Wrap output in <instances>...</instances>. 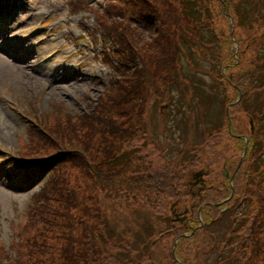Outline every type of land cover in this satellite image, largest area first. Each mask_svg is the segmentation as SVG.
I'll use <instances>...</instances> for the list:
<instances>
[{
  "label": "rangeland",
  "instance_id": "374dc122",
  "mask_svg": "<svg viewBox=\"0 0 264 264\" xmlns=\"http://www.w3.org/2000/svg\"><path fill=\"white\" fill-rule=\"evenodd\" d=\"M233 1L237 3L238 0ZM250 1L249 10L253 14L257 9L259 13L251 17L244 27L231 23V5L224 6L222 0L191 2L193 5L198 3L200 7L209 5L211 9L210 27L218 40L216 46L210 43L203 48L199 41L188 39L189 33H184V28L189 31L191 25L180 18L178 9L184 10L183 3L186 0H156L154 15L157 14V20L155 18L151 30L135 42L132 69L125 80V99L119 105L121 130L115 139L111 138L117 146L112 151L113 156H103L96 149V141L89 147L91 155L88 153V157L95 160V165L101 164L104 173L108 168H114L116 172L99 177L92 171L94 167L86 170L78 165L70 169L69 177H65V186L78 192L80 203L68 211L61 209V212H68L71 227L67 230L65 226H56L49 230L45 241L50 244L49 253L35 250L28 254L16 236V231H20L25 220V205L30 194L44 180L45 173H37L39 178H35V175L32 177L31 173H18L6 182L0 172V245L4 246L10 257L15 254L18 256L16 252L19 250L35 264H64L62 248L67 244L91 253V257L83 262L77 257L73 258L72 264H179L178 261L173 262L169 254L172 243L170 236H179L184 238L181 246H178L181 256L174 257L181 264H229L228 260L217 263L215 260L234 248H237V256L247 264L251 261L264 264V135H259L262 137L259 151L262 162L256 168L249 140L257 136L256 118H253V129L250 131L249 112L252 111L249 109L246 112L243 107L241 110L239 103L245 89L240 92L230 84L235 80L241 84V77L244 78L254 64L255 50L259 49L261 43L259 40L264 37V0ZM33 3L36 4L34 16L27 22L34 23L43 12L45 17L54 14L51 19L53 24L63 26L60 29L62 36L54 34V42L51 43V46H59L60 51L49 66L54 68L55 73H50L48 69L37 74L22 66L11 67L7 60L1 61L0 92L4 91L11 101L7 105L0 100V141L3 142V148L10 151L17 149V137L28 139L27 119L19 115L22 112L29 113L31 104L40 112H45L50 130L61 127L51 117L52 112L61 118L64 114H71L69 120L72 121L74 112L85 110L79 98L87 92L95 96L96 90L108 82L109 74L112 73L95 57L100 50L99 44L85 48L87 40L78 42L79 36L85 33L84 29L94 22L92 14L86 11L68 14L66 0H34ZM257 4L260 6L255 7ZM106 7L119 15L109 17V22L118 20L128 24L126 18L135 16H126L125 10L120 9L125 7L119 2L110 4L107 1ZM25 9L26 13H30L33 7L25 5ZM202 11L206 20L208 11L205 8ZM83 16L86 17L85 28L78 25ZM176 34L182 37L179 43L186 47L195 64L200 65L198 72L203 74L206 64L220 58L219 68L227 92L220 135L209 137L207 134L211 130L201 128L203 123L211 125L208 120L215 119V110L209 112V108L205 107L207 103L205 106L196 103L194 100L198 95L189 92V89L185 90L186 95L177 104L178 77L171 68L161 69L163 57L166 66H173L171 60H167L172 53L171 47L177 46L176 40L173 44ZM261 49L264 50V47ZM181 55L177 51L173 56L180 62L176 68L184 71L195 84L220 83L213 80L209 73L206 78L200 79L202 75L195 73L197 67L187 64ZM236 56L237 59L234 58ZM142 65L145 68L144 75L139 78L135 76L134 82H131L133 69ZM57 74H66L67 77L77 74V77L55 83L52 78ZM248 79L249 75L243 80ZM170 88L171 95L167 92ZM191 96L195 106L188 103ZM257 96L258 93L251 95L252 99ZM55 99L59 100L56 109L53 108L55 101L52 102ZM206 111L208 118L203 115ZM80 132L79 139L85 141L86 131ZM73 137L78 140L76 133ZM34 139L40 143L36 135ZM202 140H207V144L201 147L195 145L203 143ZM116 159L118 164L115 163ZM194 173H199L197 178L201 182L190 185V182H194ZM201 184L204 188L199 199L198 195L193 193L192 196L191 192H196ZM224 199L227 200L223 203ZM203 202L205 204L200 207L198 218L196 211ZM57 203H64L59 195ZM191 203H194L193 213L187 216L186 226L171 219V204L181 211ZM241 203L245 211L238 214L246 222L237 233L253 235L252 229L256 233L251 241L239 237L230 243V240L227 241L225 219L221 218L219 222L209 225L208 222L215 220L220 211L228 207L235 208ZM55 218L62 220L57 215ZM258 223L262 225L258 226ZM204 225L215 234L216 240L203 232Z\"/></svg>",
  "mask_w": 264,
  "mask_h": 264
},
{
  "label": "trees",
  "instance_id": "16d2710c",
  "mask_svg": "<svg viewBox=\"0 0 264 264\" xmlns=\"http://www.w3.org/2000/svg\"><path fill=\"white\" fill-rule=\"evenodd\" d=\"M115 1L121 3L123 7H125H121V10L124 9L126 13L135 15L130 17V19L126 18L128 24H123L118 20L109 22L107 20L109 19V17L115 18L117 16V14H115V12L109 7L106 8V15L105 9L102 15H99L101 22L100 20L98 21L103 31L102 34L105 38H107V40H109L111 52L117 57L118 60L114 65L115 71L119 72L118 78L115 79V82L112 86L100 91L95 100L92 97H89V95H86V99H89V101H87V103L85 104L86 110L80 113L74 112V119L72 121L69 120L71 114L67 116L66 114H64L62 118L61 116L58 117L57 120L62 121L63 124L60 122L61 127H57L51 130L55 135L53 136L54 141L51 142V145H54L53 148H46L49 143L45 138L44 141L42 139H39L44 143L45 146L39 144V148L36 147L33 149L36 155L34 156V163L43 168V170L48 171V176L41 187L31 195V198L27 202L26 209L24 211L25 220H23L20 231H16L18 240H20L21 245L26 248L28 254H31L32 251L34 252L35 250L49 253V250L51 248L50 244L45 242L48 238L47 235L49 230L55 229L56 226H65L67 230L71 227V221L69 220V215L67 214L68 212H61V209H65L66 211H68L70 208H73L76 203H80V201L77 199L78 192H76L75 189H68L65 186V177L66 175H68L69 177L71 173L70 169H75V167L78 165H81L86 170L94 167L92 171H94L96 175H99V177H105L116 172L114 168H108L105 170L106 173H104L103 168L100 166L101 164L95 165L97 164L95 160L88 157V153L90 154L89 147L93 144L94 141H96V149H98L103 156H113L112 151L115 150L117 146L116 141L112 140L111 138L115 139L117 135L120 134L118 133L121 130V128H119V124H121L122 121H120L119 118L122 117V114L120 113L121 109L119 108V105L121 104V101L125 99L124 86L127 82L125 80L132 69L131 64L133 61L135 42L137 38L142 37V35L146 34L145 30H151L153 23H155V21L157 20V14L154 15L157 9L155 7L156 0H134L136 4H131L130 0ZM193 1L194 0H186L185 4L183 3L184 10L182 11V9H178L180 18L185 19L187 23L191 25L189 31L186 29V27L184 28V33H187L186 35H188L189 33V40L199 41L200 47L202 46L204 48L207 44L210 43H213V45L216 46L218 40L217 35L213 28L210 27V20L212 18L210 6L202 5L200 7L198 3L193 5V3H191ZM109 3L112 4L114 2ZM222 3L224 6L227 4L231 5L229 7H231L232 11L231 15L229 16L232 19L231 23L233 25L234 23H237L238 25L244 27L246 26V22L251 17L259 13L257 9L253 14L252 10H249V6L251 4L250 0H246L245 2H242V0H238L237 3L233 0H222ZM243 3H245L248 7H245ZM257 6L259 7L260 5L257 4L255 7ZM204 8L205 11H208L206 12V20L203 16L202 11ZM145 15L148 16L145 17ZM234 20H237V22H234ZM141 26H143V30H141ZM191 30L192 33L190 32ZM175 40L177 41V46L175 44ZM181 40L182 37H180V34H176L173 43L175 44V47H171L172 53L168 56L167 60H171L173 66H166L167 63L165 57H163V60L160 63V65L162 66L161 69L169 70V68H171L172 70H174L175 76L178 77V80L176 81V83L178 82V85L176 87L179 90L176 98L177 104H179V100L186 95L185 90L189 89V92L196 93L198 95L197 99L194 100L196 101V103H199L203 106H205V104L207 103L208 105L205 107L209 108V112L215 110L216 120H208L211 125L208 126L205 124L201 125V127L210 130H214L216 128L218 129L223 124V119L225 117V104L227 102V92L222 80L223 74L221 73V68H219V64L221 62L220 58L218 60L216 59V61H212L206 64V66L203 67L205 68V72H203L202 74L198 72L200 65L195 64V61L190 56L189 51L186 49V47L183 46V44L179 43ZM259 42H261L260 47L259 49L255 50L256 59L251 70L244 78L241 77V84L236 80L233 81V83H230L239 91L245 89V91L243 92L244 97L239 101L240 107H243L246 112H249L250 109L253 113V116H251L252 113L250 112L249 115L251 116V118H256L258 131L256 133L257 136H252V138H249L251 148H253V150L260 149V147H262V137H259V135H264V50L261 49L264 47V37L259 40ZM177 51L178 53H180V55L182 54L181 56L186 60L187 64L191 62L192 66L194 65L195 67H197L195 73L202 75V77L199 76L200 79L206 78V75L209 73L213 80H218L220 83L213 84L212 82H207L203 84L202 82H200L195 84L193 80L185 75L184 71H182L183 76H181L179 74L181 72L176 68V64L179 63L180 65V62L178 61V59L173 58L174 54L177 53ZM167 52L168 51L164 53V56L167 54ZM234 58L237 59V56ZM133 70L134 71L131 73L133 75V79L131 82H134L135 76L136 78H139L140 75H144L145 68L142 65L139 68ZM248 75L249 79L244 81L243 79L248 78ZM179 76L189 80V83H184V81L182 82ZM219 84H221V87H219ZM181 85L183 87H181ZM253 88H258V90H252ZM167 92L169 95H171L172 89L170 88L169 90H167ZM254 93H258L259 97L257 96L255 97L256 99H252L251 95ZM194 101L192 100L191 96L188 103L191 102L195 106ZM177 104H175V106H177ZM254 108L258 109L259 111L255 110ZM208 111L203 114L206 118H208ZM56 118L57 115L55 116V119ZM81 130L86 131L85 133L87 134V137L85 141L79 139ZM75 133L78 135V140L73 137ZM117 162L118 159L115 160L116 164H118ZM97 166H100L101 168H95ZM78 176L79 175L76 174V178H78ZM58 195L63 199L64 202L61 205L57 203ZM234 210L235 209L232 207L224 209L222 212L217 214L218 216L215 218V220L208 222V225L212 224L213 222H219L221 218L223 220L225 219L228 242L230 240V243H233L239 237H244V239L251 241L255 236L256 230H251V233L253 235H243L242 233H237L246 221L244 218L240 217V215L237 213L238 211ZM241 210L243 212L244 209ZM55 215L59 216L62 220L64 219V221L60 223L62 220L58 221L55 218ZM254 221H256V218H254ZM257 225L260 226L262 224L258 223ZM202 229L204 233H206L208 230L210 231L207 225H204ZM68 235H70V232L68 233ZM170 237L172 238V243H170V257H172L173 262L174 260L179 261V259L174 256H181L179 255L180 250L178 246H181L180 244L182 243V241H184V238L180 237L178 241L174 243V238L176 236ZM13 239L14 241L17 240L15 238ZM262 240L264 243V238ZM173 243L175 244L174 247ZM256 244H258L257 241ZM16 245L19 247V242H17ZM15 249L17 250L16 246ZM236 249L237 248L230 250V253L220 259L217 258L215 260V263L228 260L229 264H247L246 261L241 260L239 256H237ZM62 251L64 264H72L73 258L75 257H77L79 260L81 259L82 262L84 259H88L89 257H91V253L83 252L80 249H74L73 246H67V244L62 248ZM16 253H18V256H16L15 254L14 257H10L4 246L2 247L0 245V264L36 263L30 261V258L28 256L25 257V255L19 252V250ZM231 257H233L235 260H233ZM249 260L253 259L249 258ZM180 263L182 262L180 261ZM250 264H256V262L251 261Z\"/></svg>",
  "mask_w": 264,
  "mask_h": 264
},
{
  "label": "water",
  "instance_id": "95a60500",
  "mask_svg": "<svg viewBox=\"0 0 264 264\" xmlns=\"http://www.w3.org/2000/svg\"><path fill=\"white\" fill-rule=\"evenodd\" d=\"M198 174H199V173H195V174H193V178H195V179H196V178L198 177ZM184 212H186V210H184ZM172 213L174 214L175 212H174V211H172Z\"/></svg>",
  "mask_w": 264,
  "mask_h": 264
}]
</instances>
